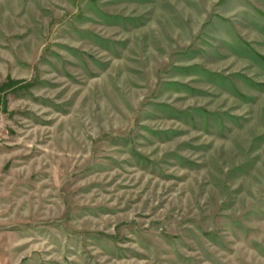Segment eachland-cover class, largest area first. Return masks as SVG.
Instances as JSON below:
<instances>
[{
	"label": "rangeland",
	"instance_id": "rangeland-1",
	"mask_svg": "<svg viewBox=\"0 0 264 264\" xmlns=\"http://www.w3.org/2000/svg\"><path fill=\"white\" fill-rule=\"evenodd\" d=\"M0 264H264V0H0Z\"/></svg>",
	"mask_w": 264,
	"mask_h": 264
}]
</instances>
